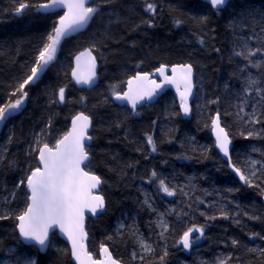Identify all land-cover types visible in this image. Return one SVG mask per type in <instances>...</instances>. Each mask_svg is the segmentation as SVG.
Returning <instances> with one entry per match:
<instances>
[{"label": "trees", "instance_id": "16d2710c", "mask_svg": "<svg viewBox=\"0 0 264 264\" xmlns=\"http://www.w3.org/2000/svg\"><path fill=\"white\" fill-rule=\"evenodd\" d=\"M148 2L157 5L155 15L144 11L145 0H113L104 6L83 32L62 41L56 59L40 79L25 86L22 107L0 123V148H6L0 151V214L10 217L0 219V259L8 258L9 264H22L24 256L33 257L36 264H73L67 244L56 233L45 253L22 244L14 217L27 206L26 187L15 186L37 166L38 151L32 150L35 134L43 130L39 146H53L77 112L88 113L93 120L92 142L86 148L91 159L85 169L102 179L100 193L106 207L103 214L88 219L91 253L97 256L106 244L123 264H218L221 259L226 264H264V175L252 186L241 183L218 155L210 134V121L218 112L233 144L230 156L235 167L243 170L249 158L264 160V103L257 95L255 99L247 95L246 106L256 105L257 123H245L236 115V105L245 95L246 74L264 81V51L252 57L253 64L261 62L259 68L234 55L240 51L239 30L244 29L247 37L264 29V0H230L218 11L202 0ZM14 6V0H0V106L18 98L11 94L30 74L61 16V10L38 13L31 8L18 16ZM202 16L207 19L200 23ZM149 19L151 26L146 23ZM176 20L182 23L177 26ZM85 47L98 59L99 82L90 90L79 88L70 78L72 57ZM177 63L193 66L196 96L203 92L200 101L192 102L190 119L183 118L168 89L155 103L135 112L112 100V86L120 92L137 71ZM61 87L65 100L53 103ZM147 135L155 141V152L147 144ZM153 171L157 177L150 179ZM159 179L175 187L177 194L160 192ZM145 186L153 189L159 203L173 205L163 237L154 213L143 203ZM5 197L10 203H4ZM119 221L123 228H117ZM193 226H203V234L193 237L187 254L178 241ZM133 232L153 244L143 260L133 259L137 248ZM233 240L238 244L234 246Z\"/></svg>", "mask_w": 264, "mask_h": 264}, {"label": "snow or ice", "instance_id": "6c2138e0", "mask_svg": "<svg viewBox=\"0 0 264 264\" xmlns=\"http://www.w3.org/2000/svg\"><path fill=\"white\" fill-rule=\"evenodd\" d=\"M113 0H47L43 3H31L30 0H14V14L22 15L28 9H34L38 13L53 12L58 8L66 9L64 15L59 16L58 20L54 22V27L51 32L48 33L43 47L39 50L38 55L35 58V62L30 69V74L27 78L19 84L17 89L11 95H18V98L14 102H9L3 106H0V123H3L11 114L18 111L27 97V92L24 91L25 86L35 83L41 77V74L49 67V65L56 59V53L58 46L62 41L75 33L85 29L92 19L101 12L102 8L106 5H110ZM210 3L214 11H218L221 6L224 5L225 0H206ZM91 5V6H89ZM157 5L154 2H148L145 0L144 11L146 13L155 15ZM207 17H199L200 23H203ZM146 23L151 26L152 20L149 19ZM182 23L181 20H176L175 24L179 26ZM253 38L264 41V29H261V35L250 36L248 39ZM203 43V40H200ZM243 47L240 51H236L234 55L243 57L248 64L253 67H261V62L257 61L253 64L252 57L256 54L264 51V47L251 48L248 47L247 41L242 42ZM88 51V50H86ZM79 59V57L77 58ZM139 67V66H138ZM95 58L92 57L91 69L89 74L84 77L77 74V71L73 69V77L76 79L77 84L91 85L95 78ZM177 68L183 69V80L185 84V92L181 93V108L185 114L189 112L187 106L188 95L192 91V66L189 64L174 65L172 68L175 73ZM165 65H161L155 69L160 73L163 79L160 83L155 80H151V87L143 91H134L132 88L133 83L138 85L149 81V73H141L137 71L136 75L130 77L127 81L129 90L123 92L116 91V86L113 85V97L115 100L124 101L132 106L133 112L136 107L142 101L152 99L158 92L162 90L164 86L168 84H175L174 77L167 76L164 73ZM264 81H257L251 76L248 77L246 86L243 88V93L248 95L255 91L256 95L260 97V102L264 103V88L260 87V84ZM65 88L61 87L56 93V100L53 103H63L65 100ZM216 103V101H211ZM247 100H240L236 107L238 111L237 117L244 120L245 123H257V114L255 106H253L252 113H245V105ZM246 117V118H245ZM77 121L81 124L77 127ZM212 124L214 126V132H216V146L224 153L225 156L229 155V137L225 130L219 126V114L213 119ZM73 130L72 132L65 134L63 139L56 141V144L52 147L48 143H44L43 146H39L42 133H36V147L33 151H38V164L33 168L30 173L26 175L24 179H21L16 184L15 189L26 187V208L14 218L18 221L16 227L19 230L20 237L24 241L38 245L41 250L46 248L49 244V231L55 225H60L62 231L66 223H74L75 229L73 233L68 234L69 240L72 242V256L76 258L78 264H85V260L81 257L82 245L79 244L81 234L83 233V211L85 208H89L92 213H97L98 210L105 208L104 198L99 195L93 194V189H96L102 180L99 176L90 172H85L81 165H85L89 161V154L85 147V141L91 140L92 137L87 136L86 129L89 127V117L83 113H79L73 118ZM119 126V125H117ZM253 132H248V136H253ZM255 135H259L255 133ZM9 137V141H11ZM147 144L151 147V151H156L155 141L151 135L146 136ZM0 151H6V148H0ZM254 152H260V149H253ZM264 156V152L261 153ZM3 157L0 156V159ZM229 166L233 168L240 180L247 185L252 186L254 181L259 179L260 175H264V160H256L249 158L245 162V167L242 170L239 167H235L231 158L228 160ZM157 177L156 172L151 173V177ZM155 182V181H153ZM258 186V185H256ZM15 189L11 192V197L14 199L16 196ZM158 190L165 193L167 196H175L177 189L171 187L164 179H159ZM183 191V187L180 188ZM231 191V190H229ZM187 195V193H184ZM94 202V203H91ZM4 203H10V200L5 197ZM144 203L151 209V204L146 197ZM163 214H161L162 216ZM224 218H228L226 212H221ZM245 215L247 213L245 212ZM9 215L0 214V219H8ZM257 218V217H252ZM210 219H215L211 217ZM124 226L121 225V228ZM157 227L166 231L168 225L162 220L158 222ZM164 231H161L160 236L163 237ZM199 231L203 234V226L197 228L196 226L188 228L182 235L181 241L185 249L190 247V234ZM135 237L136 244L146 253L153 251L151 245L143 238L138 236L135 232L132 233ZM257 235V234H254ZM264 239V237H261ZM179 242V241H178ZM232 244L235 246L238 241L233 240ZM103 251H107L104 245H101ZM255 251V250H251ZM165 256L167 253L165 252ZM84 256L88 260H91V254L84 253ZM136 258V253L133 252V259ZM144 259L143 256L140 257ZM163 261L164 256H161ZM28 264H36L34 260L29 261ZM111 264H117L115 260L111 261ZM218 264H226L224 259L218 261Z\"/></svg>", "mask_w": 264, "mask_h": 264}, {"label": "water", "instance_id": "95a60500", "mask_svg": "<svg viewBox=\"0 0 264 264\" xmlns=\"http://www.w3.org/2000/svg\"><path fill=\"white\" fill-rule=\"evenodd\" d=\"M202 1L205 2L206 4L210 5V3H207L206 0H202ZM228 1H230V0H225V3L228 2ZM44 2H47V1H44ZM39 3H43V2H39ZM89 6H91V5H89ZM59 10H61V16L64 15V12H65L66 9L58 8V9H56L53 12H56V11H59ZM85 29H83V30H85ZM83 30H81L80 32H83ZM80 32H78V33H80ZM75 34H77V33H75ZM75 34H73V35H75ZM86 50H88V51H86ZM78 57H79V59H77ZM92 57L95 58V68H94V71H95V74H96L93 83L91 85L77 84L76 83V79L73 77V69H75L77 71V74L78 75L86 77L89 74L90 70H93V69H91ZM72 59H73L72 60V66H71V69H70V78H71V81L73 83H75L76 86H78L79 88H82V89H85V90H90V89L96 87L97 84H98V82H99L98 81V79H99L98 59L94 56V54L91 51V49L89 47H85L84 49L76 52L73 55ZM174 65H184V64L183 63L170 64V65L165 64L164 73L167 76L174 77V79L176 80V83L175 84H168V85L164 86L162 90H158L157 94L152 99L149 100V99L146 98L144 101L140 102L138 104V106L136 107L135 110H137L138 108L144 106V104H153V103H155V100L161 94L165 93L166 90L168 89V90H171L172 91L173 98L177 102L178 109L181 112L183 118H185V119H190L191 118V116H192V102L194 101V98H195L196 93H197V88L195 87L194 69H193V66H192V91H191L190 94H187L188 95V98H187V106L189 108V112L187 114H185L184 111L181 108V95H180L181 93L185 92V84H184V80H183V74L184 73H183V69H181V68H177L176 71H175V73H173L172 68H173ZM189 65H191V64H189ZM160 66L154 68V70L153 71H150V72H146V71L141 72V73H145V72L146 73H149L150 74V79H149V81L144 82V83H142L140 85H138L137 83L134 82L133 85H132L133 90L134 91H143V90H145L147 88H150L151 87V83H150L151 80H155L157 83H160V81L163 79V77L160 75V73H158V72L155 71V69L159 68ZM136 73L133 74V75H131V77L135 76ZM129 78L130 77H128L126 79V83H125L123 89L120 90V93L121 94L123 92H126V91L129 90V85L127 83V81L129 80ZM112 100L115 103H117L118 105H120V106L121 105H124L127 108H129L131 111H133L132 106L130 104H128V102L126 100H124V101L115 100L114 97H113V95H112ZM79 113H83L85 116H88L89 117V127L85 131H86L87 136H90L91 137V131H92V128H93L92 127L93 120H92V117L88 113L86 114L84 112H77V113H75L74 116H72V119L70 121L68 130L65 132V134H68V133L72 132L73 127H74V125H73V118L76 117ZM218 114L219 113L216 112L213 115V118L210 121L211 122L210 123V134H211V137L213 139V142H214V145L216 147V150H217L218 155L228 164V168H230V171L235 174L236 178L238 180H240L239 176L236 174V172L233 170V168L229 166V163H228L229 157L231 158L230 151L232 149L233 144L231 142V138L229 136V133H227V131L225 130V128L222 125L221 118H220V114H219V126L225 130V132L227 133V135L229 137V141H230V143H229V155L228 156H225L224 153H222L219 150V148L216 146V132H214V130H213L214 129V126L212 124V121H213V119H215L217 117ZM80 124H81V122L80 121H77V125L76 126L79 127ZM65 134L63 136H61L59 139H63V137L65 136ZM91 142H92V139L91 140H88V141H85V147L87 148L88 145H90ZM42 146H43V144H42ZM50 147H52V146H50ZM37 153H38V155H37V164H38L39 152H37ZM88 154H89V152H88ZM90 159H91V156L89 154V160ZM88 163H89V161L86 163V165ZM81 167L83 168V170L85 172H88L85 169V165L82 164ZM90 173L99 176L96 173H93V172H90ZM240 182L243 183L241 180H240ZM101 184L96 189H93L92 191H93V194L94 195H99V196H102L104 198V196L101 195V193H100V189H101V186H102ZM261 201L264 204V194L261 197ZM91 203H94V202H91ZM104 203H105V198H104ZM105 209H106V207L103 210H98V212L95 213V214L92 213L89 208H85L84 211H83V222H82L83 233L81 234V238L79 240V244L82 245V249H80V251H81V257H82V259L85 260V264H111V261L112 260H115L117 262V264H123L117 258L114 257L113 253H111V251L109 250V248H108V246L106 244H104V248L107 249V251H103L101 249V247H100L99 250H98V252H97V254H98L97 256L94 253H91L89 251V243H88L89 235H88V231H86L87 223L89 221L88 219H95L97 216L103 214V212L105 211ZM16 223H18V221ZM74 229H75V224L74 223H66L65 226H64V230L63 231H62L60 225H55L49 231V241H50V238L53 235V233H56L57 236L59 238H61L65 244H67V246L69 248V251H70V255H71V259H72L73 264H78V261L76 260V258L72 256V242L68 238V234L69 233H73L74 232ZM16 231H17V234H18V239H19V241L22 244L36 246L38 248V251L40 253H45L47 251V248L49 247V244H48V246L46 248H44L43 250H41L38 245H34L33 243L24 241L23 238L20 237L19 230L17 229V227H16ZM198 232L199 231H195V232H193V233L190 234V242L191 243H190V247L187 248V249H185L183 247V242L181 241V238H179L180 239L179 240V246L182 248V250L184 251V253H187V254L190 253L191 248H192V245H193V239H194L193 237L196 234H198ZM84 253L91 254V260H88L87 257L84 256Z\"/></svg>", "mask_w": 264, "mask_h": 264}, {"label": "rangeland", "instance_id": "374dc122", "mask_svg": "<svg viewBox=\"0 0 264 264\" xmlns=\"http://www.w3.org/2000/svg\"><path fill=\"white\" fill-rule=\"evenodd\" d=\"M238 33H239V35H238V37H239V50H241V47H243V44H242L243 41H247L248 47H251V48H258L259 46L260 47H264V41H261V40L256 39V38H253L251 40L248 39L250 36H254V34L256 36H260L261 35V32L259 30L254 31L250 35L248 34L247 37H246V34H244V29L239 30ZM253 41H254L255 45H254ZM258 59L259 58H255V61H257ZM249 76H251L253 79L258 80V77L257 76H252L251 74L248 73V74H246V77H245V81H244L245 82V85L244 86H246V82H247V79H248ZM254 95H256L255 91H253L252 93H250V96L253 99H255ZM202 96H203V92L201 91V93H199L197 96H195V99L197 101H200L202 99ZM241 97L244 100H247V102H248L249 98H248L247 95H244V96L242 95ZM246 105H247V103H246ZM246 105H245V113H252L253 112V106H256L255 103L252 104V105H250V106H248V107ZM253 159H255V158H253ZM142 194H143V203H144L145 198L147 197L149 203L151 204V209L150 210L154 213V215L156 217L155 226L158 229L159 235H160L161 231H164V230H162L160 227H157V224H158V222H160L162 220L167 225H169V223L167 221V215H170L172 213L173 205H169V204H167L165 202H160L159 203L158 197L154 193V191H153L152 188H147L145 186L143 188ZM145 205L148 207L147 204H145ZM161 214H163V215L161 216ZM127 219L128 218H125V221ZM121 225H124V224H123V222L119 221L117 223V228L120 229L121 228ZM167 230L164 231V232H167ZM137 235L140 236L141 238L145 239L151 245V247L153 249V244H152V242L150 240L144 238L142 234H137ZM132 252H135L136 253V258L134 260H139V258L141 256H143L145 254H148V253L144 252L138 245H137V248L134 251H132ZM132 256H133V254H132ZM33 259H34L33 257H28V256L26 257V256H24V260L22 258V264H28V262L29 261H32ZM17 263L18 262H14L13 261V264H17ZM0 264H9L8 258H1L0 259Z\"/></svg>", "mask_w": 264, "mask_h": 264}]
</instances>
